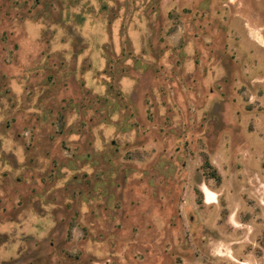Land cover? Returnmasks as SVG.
<instances>
[{
  "label": "rangeland",
  "instance_id": "rangeland-1",
  "mask_svg": "<svg viewBox=\"0 0 264 264\" xmlns=\"http://www.w3.org/2000/svg\"><path fill=\"white\" fill-rule=\"evenodd\" d=\"M0 264H264V0H0Z\"/></svg>",
  "mask_w": 264,
  "mask_h": 264
},
{
  "label": "bare ground",
  "instance_id": "bare-ground-1",
  "mask_svg": "<svg viewBox=\"0 0 264 264\" xmlns=\"http://www.w3.org/2000/svg\"><path fill=\"white\" fill-rule=\"evenodd\" d=\"M203 190H204V192H205V194L207 196V201H209L208 199H210L212 197V194H211L210 190L207 187H205V186H203Z\"/></svg>",
  "mask_w": 264,
  "mask_h": 264
},
{
  "label": "crops",
  "instance_id": "crops-1",
  "mask_svg": "<svg viewBox=\"0 0 264 264\" xmlns=\"http://www.w3.org/2000/svg\"><path fill=\"white\" fill-rule=\"evenodd\" d=\"M202 190H203V188H202ZM203 193L205 194L204 190H203ZM205 196H206V194H205ZM206 198H207V196H206Z\"/></svg>",
  "mask_w": 264,
  "mask_h": 264
}]
</instances>
